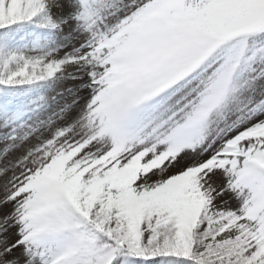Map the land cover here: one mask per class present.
Returning <instances> with one entry per match:
<instances>
[{
  "label": "snow or ice",
  "instance_id": "snow-or-ice-1",
  "mask_svg": "<svg viewBox=\"0 0 264 264\" xmlns=\"http://www.w3.org/2000/svg\"><path fill=\"white\" fill-rule=\"evenodd\" d=\"M0 264H264V0H0Z\"/></svg>",
  "mask_w": 264,
  "mask_h": 264
},
{
  "label": "rangeland",
  "instance_id": "rangeland-1",
  "mask_svg": "<svg viewBox=\"0 0 264 264\" xmlns=\"http://www.w3.org/2000/svg\"><path fill=\"white\" fill-rule=\"evenodd\" d=\"M3 147H4L3 143L0 142V149H2ZM10 209H11V205L4 206L3 209H0V213L10 211Z\"/></svg>",
  "mask_w": 264,
  "mask_h": 264
}]
</instances>
